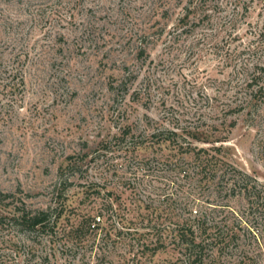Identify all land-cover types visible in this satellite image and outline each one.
<instances>
[{
  "label": "rangeland",
  "instance_id": "374dc122",
  "mask_svg": "<svg viewBox=\"0 0 264 264\" xmlns=\"http://www.w3.org/2000/svg\"><path fill=\"white\" fill-rule=\"evenodd\" d=\"M262 63L264 0H0V191L33 210L58 205L62 233L103 210L105 229L57 246L54 264H172L170 231L209 203L218 236L204 264H264L258 210L184 178L191 154L160 142L174 131L195 152L223 144L226 167L264 183V97L238 106ZM157 236L165 248L150 263ZM3 239L0 252L19 236Z\"/></svg>",
  "mask_w": 264,
  "mask_h": 264
},
{
  "label": "trees",
  "instance_id": "16d2710c",
  "mask_svg": "<svg viewBox=\"0 0 264 264\" xmlns=\"http://www.w3.org/2000/svg\"><path fill=\"white\" fill-rule=\"evenodd\" d=\"M199 4L193 5L191 11L187 12L182 19H189L190 16L196 15L199 12ZM201 10V9H200ZM255 68L252 74H248L243 81L240 88L246 90V99L238 105L240 109L254 107L255 103L264 97V63ZM239 109V110H240ZM167 132V131H165ZM170 135L161 139L160 142H169L178 144V148L184 154H191L192 165L183 164L179 166L181 173H184V178L188 177L191 172L201 176L199 182L204 181L208 184L213 182L218 191H225L232 198H241L246 201L252 209H256L259 215L264 219V183H259L257 179L237 167L227 165L218 156H221L223 144L217 147L213 146L210 151L215 154L211 155L209 150L200 149L198 152L193 151L190 145L185 149L183 142L179 145V140H186L183 134L170 131ZM190 134V133H189ZM187 136L191 137L193 135ZM178 139H175V138ZM180 137V138H179ZM181 141V140H180ZM208 142V141H205ZM219 142L215 141V143ZM221 142V141H220ZM166 164L168 160H165ZM165 163V162H164ZM225 168V169H224ZM209 203V202H204ZM209 206L201 205V210L196 211L194 217L193 211L190 209V217L184 218L177 223L176 229L170 231L172 238L177 241L180 249L179 256L172 264H204L208 258L207 250L217 239V234H212L213 229L210 226L209 216L211 212ZM216 206L215 208H217ZM225 208L231 210L230 214L239 217L237 211L232 210L229 205H224ZM64 212L59 210V206L48 207L47 209H31L28 208L26 203L15 202V195L12 193H3L0 191V231L7 230L9 232H16L19 236L17 244L12 247H2L0 252V264H54L52 262L55 257L57 246H67L68 244H75L76 246L85 245V238L80 236L84 230V234L96 233L98 230H104L103 224L106 223L105 215L102 209H96L94 214L88 213L87 216L81 221L74 223L70 229L60 231L59 225L62 220ZM215 235V239L209 243L208 237ZM111 234L107 231L105 240H111ZM66 238V242L61 245L56 241L58 238ZM4 240V239H3ZM145 239L142 244L143 247L151 248L150 245L154 244L150 253V263L152 258L156 256L160 250L165 248L163 237L157 236L154 243ZM140 242V239H138ZM7 243L4 240L0 245ZM22 249H25L22 251ZM9 250L8 252H6ZM212 253L218 251L215 246L210 249ZM110 254H104L105 257ZM11 256L15 257L11 259ZM111 256V255H110ZM138 255H130L129 258L124 259V264H137ZM20 258V259H19Z\"/></svg>",
  "mask_w": 264,
  "mask_h": 264
}]
</instances>
